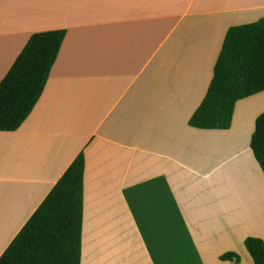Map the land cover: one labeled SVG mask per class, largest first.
Listing matches in <instances>:
<instances>
[{
    "label": "crops",
    "instance_id": "crops-1",
    "mask_svg": "<svg viewBox=\"0 0 264 264\" xmlns=\"http://www.w3.org/2000/svg\"><path fill=\"white\" fill-rule=\"evenodd\" d=\"M263 17L264 0H0V82L33 34L66 32L31 114L0 131V257L83 152L81 264H256L264 91L230 128L190 120L229 29Z\"/></svg>",
    "mask_w": 264,
    "mask_h": 264
},
{
    "label": "trees",
    "instance_id": "trees-1",
    "mask_svg": "<svg viewBox=\"0 0 264 264\" xmlns=\"http://www.w3.org/2000/svg\"><path fill=\"white\" fill-rule=\"evenodd\" d=\"M66 32L31 36L0 82V131H15L41 98ZM264 91V17L231 27L207 96L190 120L199 128H230L238 100ZM253 153L264 171V112L256 121ZM85 155L82 152L0 257V264H81ZM245 245L256 264H264V240ZM241 264L237 252L221 256Z\"/></svg>",
    "mask_w": 264,
    "mask_h": 264
}]
</instances>
